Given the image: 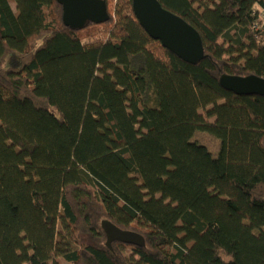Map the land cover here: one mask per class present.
Returning <instances> with one entry per match:
<instances>
[{"label":"trees","instance_id":"1","mask_svg":"<svg viewBox=\"0 0 264 264\" xmlns=\"http://www.w3.org/2000/svg\"><path fill=\"white\" fill-rule=\"evenodd\" d=\"M102 1L74 31L55 0H0V264H264V98L219 83L264 79V0H157L196 65ZM102 221L145 246L108 248Z\"/></svg>","mask_w":264,"mask_h":264},{"label":"water","instance_id":"2","mask_svg":"<svg viewBox=\"0 0 264 264\" xmlns=\"http://www.w3.org/2000/svg\"><path fill=\"white\" fill-rule=\"evenodd\" d=\"M62 7V23L65 27L78 31L86 24L100 25L108 22L107 7L102 0H55ZM133 14L154 41L181 61L196 65L205 56L201 38L197 31L178 16L165 10L157 0H132ZM219 83L228 92L237 96H258L264 98V79L247 76H225ZM102 230L106 235V246L119 242L143 248L145 242L140 234L124 231L109 221H102Z\"/></svg>","mask_w":264,"mask_h":264},{"label":"rangeland","instance_id":"3","mask_svg":"<svg viewBox=\"0 0 264 264\" xmlns=\"http://www.w3.org/2000/svg\"><path fill=\"white\" fill-rule=\"evenodd\" d=\"M11 8L14 11L15 6L11 4ZM260 20H264V11L261 12ZM199 144L205 146L212 155L216 156L219 150V141L210 135L198 133L194 138ZM147 147L153 155L160 156L165 154V148L158 139H147Z\"/></svg>","mask_w":264,"mask_h":264}]
</instances>
